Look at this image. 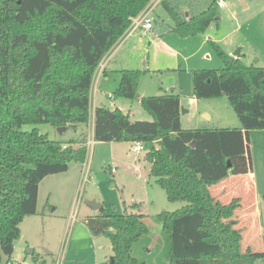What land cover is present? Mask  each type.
Segmentation results:
<instances>
[{"label":"trees","instance_id":"trees-1","mask_svg":"<svg viewBox=\"0 0 264 264\" xmlns=\"http://www.w3.org/2000/svg\"><path fill=\"white\" fill-rule=\"evenodd\" d=\"M200 1L190 10L161 1L175 20L173 32L196 35L218 19V3L212 0L199 11ZM150 2L0 0V264L4 256L13 262L21 223L38 212L42 180L68 171L72 162L85 163L88 155L85 139L66 143L38 128L22 127L51 123L76 129L87 124L99 64ZM212 44L224 66L197 69L194 93L197 98L225 95L240 126L184 128L178 94H138L140 68L120 70L116 93L139 99L152 120H132L118 107L114 115L105 105L95 109V139L155 142L146 157L150 174L169 200L186 202L157 215L169 235L167 264H257L264 259V248L242 250L243 229L235 218L241 199L224 203L211 191L230 175L252 171L251 132L264 129V66L248 65L242 56ZM136 210L108 213L103 204L99 214L87 217L92 235L111 240L108 264H148L134 252L141 237L150 233L144 214Z\"/></svg>","mask_w":264,"mask_h":264},{"label":"rangeland","instance_id":"rangeland-1","mask_svg":"<svg viewBox=\"0 0 264 264\" xmlns=\"http://www.w3.org/2000/svg\"><path fill=\"white\" fill-rule=\"evenodd\" d=\"M211 1L201 0L199 11L207 7ZM215 1L217 4L219 0ZM220 1L224 6L220 7L218 4L216 6L218 19L213 21L205 32L190 36L173 32L175 20L162 3H159L152 14L156 18L154 29L156 34H164L161 40L153 39L144 46L141 44L128 47V52L119 51L116 56L118 57L116 61L120 62L116 68L142 69L139 95L175 93L174 91L175 94L182 95L184 108L181 110L182 125L186 128L227 126L230 125L228 124L230 121L240 124L236 111L229 105L225 95L197 98L194 93V73L197 69H220L224 66L223 58L216 51L212 41L230 55L240 50L244 62L248 65L255 63L264 66V0ZM171 2L177 9L187 7L190 10V6L197 4L198 0L190 3L187 0ZM180 13L183 14L182 11ZM163 42L178 51V56L167 52L162 47ZM122 54L129 55L130 58L123 62ZM107 64L108 62L105 66H108ZM107 72L108 78L104 75L94 78L92 93L96 86L98 99L104 94L105 103L120 98L125 100L130 104L126 111L130 113L132 120H152V115L144 109L139 99L123 98L116 93L122 76L121 71H113L111 67ZM105 92H112L114 98L108 97ZM93 111L92 104L91 117ZM202 111H206V115ZM218 118L224 121H217ZM89 122L90 119L87 124H79L76 129L68 128L63 134H60L58 128L51 123L25 124L22 127L24 130L38 128L50 139L66 143L73 139H81L83 133L82 139L86 140L87 137L90 144L84 164L72 162L68 171L51 174L50 177L48 175L40 183L38 200L40 206L45 207L46 214L41 217L39 215L30 217L32 219L24 223L23 235L16 240V251L13 255L21 258L15 264H108L113 254L110 238L103 234L92 235L87 224V217L101 212V209H95L89 204V201L94 199L102 205L105 204L108 213L138 211L136 209L139 207L150 233L141 237L134 252L148 264H167L169 235L162 230L157 215L164 210L176 211L186 205V202L169 200L165 189L150 174V165L146 157L156 143L143 142L144 149L136 152L132 148L134 142L99 141L90 135ZM252 132L249 150L253 171L258 177L257 189L263 191L264 133L261 132H264V129ZM222 182L224 181L211 187L214 195H217ZM253 186L256 187V184ZM248 188L250 190V186ZM237 189L245 191L246 187L239 186ZM231 191L233 188H227L224 192L229 195ZM260 195V218L247 219L248 231L242 240V250L252 249L258 243L255 226L264 221V194ZM252 203V195H245L244 208L241 212ZM33 218H36V224H30ZM242 225L237 226L241 228ZM34 248L36 253L31 254L30 251ZM2 264L12 263L4 256ZM257 264H264V259L258 260Z\"/></svg>","mask_w":264,"mask_h":264},{"label":"crops","instance_id":"crops-1","mask_svg":"<svg viewBox=\"0 0 264 264\" xmlns=\"http://www.w3.org/2000/svg\"><path fill=\"white\" fill-rule=\"evenodd\" d=\"M161 1H160V3H161ZM222 6H224V5H222ZM222 6H220V7H222ZM152 13H153V11L151 12V16L153 17V22H154L153 28L151 30H145L143 27H140L132 35H127V32H126V34L118 41V43H116V45L106 55L105 64L108 62V64H107L108 66H105V68L103 69L104 72L100 71L98 73H95L94 78H96L97 76L99 77V76H103V75L105 76V78H108L109 76L107 75V73H108L107 71H108V69L111 70V67H112L113 71H120V70L126 68V67H124V68H116V65H118L120 63V62L116 61V59L118 58L116 56H117L118 53H120L119 51L128 52V50H129L128 47L137 46V45L141 46V44H143V46H144V44H146L148 42H151L153 39L155 41L156 40H158V41L161 40V35L162 34H156L157 33L156 30H154L155 29L156 18H155V15L152 14ZM186 13H187V16H188L189 13L188 12H186ZM162 36H164V34ZM162 47H164L165 50H167V52H169L170 54L178 56V51H175L172 47H170L169 45L165 44L164 42L162 43ZM122 56H123V54H122ZM207 56H210V55H207ZM123 57H124L122 59L123 62H125L126 59L130 58L129 55L123 56ZM110 64H111V67H110ZM93 85H94V80H93L92 88H93ZM174 89L175 88H173V90ZM174 92L176 93V91H174ZM166 93H169V92H166ZM105 94L109 97L113 93L112 92H105ZM97 95H98V90H97V87L95 86V90L93 91V93H92V89H91V104H90V106L93 104L94 111L92 113V117L90 116L91 118H89L90 119V122H89L90 123V135L93 138H95V135H94L95 109H96L97 106L105 105V106L109 107L111 109V111L113 109H115L116 107H118L124 113H127L126 110L130 106L129 103L125 102V100H121V98L118 99L117 101H112L111 103L110 102L109 103H105V101L103 99V95L104 94H102L100 96V99H98L99 97ZM179 96L181 98V107L183 108L182 95L179 94ZM93 98H94V103H93ZM113 98H114V96L112 97V99ZM95 101H96V103H95ZM186 112H188V111H186ZM202 112L205 113L206 111H202ZM205 115H206V113H205ZM230 118L232 120H234L232 116H230ZM181 120H182V115H181ZM217 121L222 122L224 120L221 119V118H218ZM230 122L231 123H228L230 125H227V126H221L220 125V126L221 127H230V126L238 127V126H240V124L238 125V123L236 121H230ZM182 124H183V122H182ZM184 128H186V127H184ZM261 133H264V132H261ZM251 136H252V134H251ZM80 138L81 139L83 138V133H82ZM86 140H87V142L89 141V139L87 137H86ZM115 148H116V146H115ZM112 170H114V168H112ZM50 176H52V175H49V177ZM45 179L46 178H44L42 180V182ZM222 181H224V182H222V184H221L222 186H221L220 190H217V195H214L213 191L211 189L212 194L217 199H219L220 201H222L224 203L230 202L234 197H239L241 199V205L238 208L240 210H239V213L236 214L235 218L238 220V225L243 224L241 228L243 229V239H244L245 232L248 231V225H247L248 220L247 219H249V218L251 219L253 217H257L258 219L260 218V214H261V207L259 205L260 197H261L260 194H264V190L260 191V190L257 189V186H259L258 185V177L255 176V172L253 171V168H252V171H250L247 174H244V175H230V176H228L227 178H225ZM254 184H256V187L253 186ZM239 186H245L246 187L245 191H238L237 188ZM248 186H250V190H249ZM227 188H233V191H231V194H229V195L225 194V192H224ZM248 194L252 195L253 203H252V205L247 206L243 210V212H241L242 209L244 208L243 200L245 198V195L248 196ZM56 208H57V206L55 207V209ZM45 214H46L45 213V207L44 206H40L39 200H38V212H37V214L32 215V216H27L21 223V235H23V231H22L23 230V225H24V223L26 221H28L29 219H32L30 217H37V215H39L41 217V216H43ZM94 215H96V214H94ZM33 219L34 220H31L30 224H36V221H37L36 218H33ZM255 227H256L255 234H256V237H257L256 240L258 239V243H257L256 247H253L252 249L253 250H262L264 248V221L262 223L261 222L257 223ZM247 238H248V236H247ZM262 240H263V243H262ZM26 241H28V239ZM32 250H33V253H31V254H34V252H36L35 248L32 249ZM15 251H16V244H15L14 253H15ZM14 253H13V255H14ZM12 258H13V262H10V263L15 264V262L20 260L21 256H17V257L12 256Z\"/></svg>","mask_w":264,"mask_h":264},{"label":"built area","instance_id":"built-area-1","mask_svg":"<svg viewBox=\"0 0 264 264\" xmlns=\"http://www.w3.org/2000/svg\"><path fill=\"white\" fill-rule=\"evenodd\" d=\"M161 0H151V2L148 4V6L137 16L132 18V23L127 30V35H132L135 31H137L140 27H143L145 30H151L154 26L153 17L151 16V12L155 8L157 4L160 3ZM218 5L222 6L224 3L222 1H218ZM105 61L106 57L101 61L99 64L96 72L103 71L105 68ZM90 140L87 142V145L89 146ZM132 148L134 151L139 152L144 149V145L142 142H134L132 145Z\"/></svg>","mask_w":264,"mask_h":264},{"label":"water","instance_id":"water-1","mask_svg":"<svg viewBox=\"0 0 264 264\" xmlns=\"http://www.w3.org/2000/svg\"><path fill=\"white\" fill-rule=\"evenodd\" d=\"M234 56L241 57L240 50H238V51L234 54ZM181 109H183V108H181ZM183 110H184V109H183ZM183 110H182V111H183ZM110 113H111L112 115H114V113H113L111 110H110ZM68 128H69L68 126H61V127H58V131L60 132V134H63V132L66 131ZM192 144L195 145L196 142H193ZM89 204H90L92 207H94L95 209H102V207H103V205L100 204V203H98L95 199L89 201ZM30 252L33 253V250L31 249ZM112 261H113V260H112Z\"/></svg>","mask_w":264,"mask_h":264}]
</instances>
